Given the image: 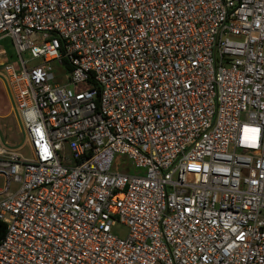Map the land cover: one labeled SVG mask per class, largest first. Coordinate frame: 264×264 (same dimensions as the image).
Listing matches in <instances>:
<instances>
[{
	"label": "built area",
	"instance_id": "2783aa9c",
	"mask_svg": "<svg viewBox=\"0 0 264 264\" xmlns=\"http://www.w3.org/2000/svg\"><path fill=\"white\" fill-rule=\"evenodd\" d=\"M4 38L0 264H264V0H0Z\"/></svg>",
	"mask_w": 264,
	"mask_h": 264
},
{
	"label": "rangeland",
	"instance_id": "374dc122",
	"mask_svg": "<svg viewBox=\"0 0 264 264\" xmlns=\"http://www.w3.org/2000/svg\"><path fill=\"white\" fill-rule=\"evenodd\" d=\"M0 48H4L6 50V54H8V57L10 58L9 60L13 61L16 58L12 46V42L10 41L9 38H4L0 40ZM22 57L29 58L30 55L27 52H25L22 54ZM2 58H3L2 55H0V61ZM33 62H38V59ZM7 112H11L10 103L8 101L7 94L4 93L3 86L0 82V138L4 141L13 142L14 144L18 145L21 141L22 136L18 130L19 127L16 124V122L13 123L14 115H12V117L6 116L8 115L6 114ZM13 125H15V130L18 136L17 140H12L10 138L11 129L13 131L14 128ZM131 172L132 173L135 172V169L132 168ZM111 232L112 234H115L116 236L123 238L126 235L127 228L124 225L116 222V224L112 227Z\"/></svg>",
	"mask_w": 264,
	"mask_h": 264
},
{
	"label": "trees",
	"instance_id": "16d2710c",
	"mask_svg": "<svg viewBox=\"0 0 264 264\" xmlns=\"http://www.w3.org/2000/svg\"><path fill=\"white\" fill-rule=\"evenodd\" d=\"M4 231H5V225L4 223L0 222V238L3 236Z\"/></svg>",
	"mask_w": 264,
	"mask_h": 264
},
{
	"label": "water",
	"instance_id": "95a60500",
	"mask_svg": "<svg viewBox=\"0 0 264 264\" xmlns=\"http://www.w3.org/2000/svg\"><path fill=\"white\" fill-rule=\"evenodd\" d=\"M14 139H15V137H14Z\"/></svg>",
	"mask_w": 264,
	"mask_h": 264
}]
</instances>
